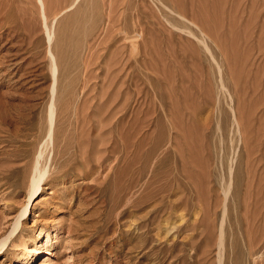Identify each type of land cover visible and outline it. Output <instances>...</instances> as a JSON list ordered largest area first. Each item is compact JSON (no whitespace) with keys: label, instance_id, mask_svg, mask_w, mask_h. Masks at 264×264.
Listing matches in <instances>:
<instances>
[{"label":"rangeland","instance_id":"374dc122","mask_svg":"<svg viewBox=\"0 0 264 264\" xmlns=\"http://www.w3.org/2000/svg\"><path fill=\"white\" fill-rule=\"evenodd\" d=\"M43 2L0 0V237L47 138L51 47L63 113L0 264L35 242L22 264H264V0Z\"/></svg>","mask_w":264,"mask_h":264},{"label":"bare ground","instance_id":"6f19581e","mask_svg":"<svg viewBox=\"0 0 264 264\" xmlns=\"http://www.w3.org/2000/svg\"><path fill=\"white\" fill-rule=\"evenodd\" d=\"M40 2L42 5V8L44 9L43 0H40ZM48 35H49V39L52 38L51 31L48 32ZM49 52H50L49 58H50V64H51V71H52V75H53V84H51V86H52L51 87V94L49 96V100L47 103V112H46V114H47L46 115L47 116V120H46L47 121V138H45L44 139L45 141L42 143L43 148L41 147L42 149L40 150V152H38V155L35 157V159H33V161L28 165V168H27V175H28V177H27L28 178L27 179L28 180L27 192L29 194V200L27 203L24 202L22 204L21 210L19 211L17 216H15V221L13 222V225H12L10 232L8 234L4 233V235H2L0 237V250L3 249L4 247H6V245L11 240L13 241V237L16 234V232L19 230L20 225L24 224V222L21 223V221L29 211V206H30L31 200L35 197V195L43 187V185L53 177V174L51 172V170H52L51 168H52V165H54L56 163L55 156H52L51 158H49L50 155L47 154V150L49 148L50 149L53 148V150H54V148H55L57 126H58V123L60 122V119H59L60 115L63 113H60L59 102H58L59 65H58L56 55L54 53L55 51L52 49V47L50 48ZM64 115L66 116V114H64ZM101 167H103L102 162H100L99 165L96 166V168L91 166V167H89L88 172L86 171L87 172L86 174H90V175L92 174L93 175V174H96L98 172H101L100 171ZM55 176H57V174H55ZM50 186L54 190L55 184L51 183ZM3 201H1L0 204H3ZM6 204H5V206H6ZM9 204H11V203L9 202ZM6 208H8V207H6ZM3 209H4V207H3ZM57 233L58 232H55V235ZM47 235H48V239H47L46 243H48L53 238L52 234L48 233ZM261 249L262 248H260L259 250H261ZM258 251H255V252H258ZM255 252H254V254H255ZM39 253L48 254V253H50V250L48 248L41 249V247H39L35 242L32 247H25L22 250L23 257H21V259H19V261L16 262L15 264H22V263L28 262L31 258L37 257V255Z\"/></svg>","mask_w":264,"mask_h":264}]
</instances>
